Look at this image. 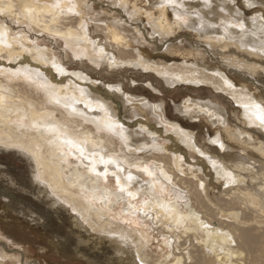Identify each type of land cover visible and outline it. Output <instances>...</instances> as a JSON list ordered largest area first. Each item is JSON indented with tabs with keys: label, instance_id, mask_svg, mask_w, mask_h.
<instances>
[{
	"label": "bare ground",
	"instance_id": "1",
	"mask_svg": "<svg viewBox=\"0 0 264 264\" xmlns=\"http://www.w3.org/2000/svg\"><path fill=\"white\" fill-rule=\"evenodd\" d=\"M148 1L147 8L138 7L140 0H122V6L133 3L131 15H146L158 48L142 29L128 30L114 17L99 21L92 35L84 18L94 10L86 0H0V148L21 150L33 163L34 181L54 206L75 214L77 225L122 244L118 264H242V246L256 242L250 220L264 225V0H244L259 14L254 21L233 0ZM9 18L62 39L74 57L96 68L143 69L156 90L162 85L153 73L170 88L212 87L228 96L227 107L219 97L192 95L175 106L183 117L208 123L207 144L198 146L196 125L165 114L161 99L117 84L101 88L82 68L61 64L40 38L12 34ZM199 36L249 57L243 70L254 79L204 59L161 55L160 42ZM122 110L133 114L132 127L144 137L138 145L131 144ZM232 110L241 118L230 123ZM121 203L132 228L111 218ZM137 218L157 227L166 257L149 253L153 226ZM1 248L15 253L4 243Z\"/></svg>",
	"mask_w": 264,
	"mask_h": 264
},
{
	"label": "rangeland",
	"instance_id": "2",
	"mask_svg": "<svg viewBox=\"0 0 264 264\" xmlns=\"http://www.w3.org/2000/svg\"><path fill=\"white\" fill-rule=\"evenodd\" d=\"M233 1L237 6H241L239 9H241L242 12H248V14L246 13L248 19L253 16L254 18L259 16L258 12H255V9L250 8L247 10L244 0ZM86 2L94 10V13L90 11V14H92L84 18L86 23L90 26L92 35L95 33V27L97 23H100L99 21L104 20L108 22L109 19L114 17L123 22L122 24L128 30H132L135 27L142 29L144 33L147 34L148 38H152L151 40H153L154 47H159V44H156L157 39L155 36L153 37V33L147 24L145 19L146 15H131L133 3L128 4V8H123L122 0H86ZM130 2H132V0H130ZM148 2V0H140L138 7L147 8ZM148 11H150V9ZM254 18H251V21H254ZM9 20L12 27V34H23L31 39L40 38V44L54 52L61 64L68 67L70 71L82 68L90 77L98 81L101 88H106L107 84H117L122 85L127 92L131 89L137 91V94L141 95L142 91L146 90L153 96L161 99L162 102L158 101L157 105L162 106L165 114L179 116L184 122L196 125L194 133L199 140L198 146L207 144L208 123L205 121L200 122V120H196L195 118L183 117L175 110V106L181 104L183 99L187 96L192 95L205 99L209 97H219V102H217L221 104L223 100V105L227 107L225 99H228V96L219 93L212 87L200 88L196 85L177 84L174 87L172 86L173 88H170V86L166 85L163 78L153 73L152 75L159 80L163 87L156 90L150 87L151 84L149 85V82L151 81L146 79V75L151 74L143 69L132 67L110 69L107 64H104L103 68H96L93 64H90L91 62L87 60V58L78 59L74 57L73 53H71L72 51L65 46L66 44L62 39L60 40L59 38H54L43 33H36L30 24H19L12 18H9ZM127 22H129V24H127ZM160 46L165 48L162 50L161 55L169 61L176 59L177 61L184 62L185 60L183 57H189L191 61H201L204 59L212 66L219 65L228 72L234 70L242 74L245 78L248 76L247 78L254 79L252 74L249 73V69L243 70L245 67L247 68L250 66L245 60H249V57L245 54H241L242 57L239 58L233 51L229 54L227 52L230 51H224L218 43H210L202 36L198 38L185 37L176 42L171 41L167 43L162 41L160 42ZM191 53L192 56L189 55ZM242 63H245L243 67H241L243 65ZM233 76H235L236 79L238 78L235 73ZM134 79L137 81L136 84ZM189 89H193V93L190 92ZM113 98L116 99V104H121L119 98ZM233 103L235 104L234 101ZM124 112L125 111L122 110L121 118L127 122V125L129 124V127H126L133 137L131 144L138 145L136 143L143 141L144 137L137 133V127H132V124L135 122L133 114L131 112L125 114ZM203 117L206 118V116ZM149 118L153 125L158 123V126L162 128L163 125L159 123V120L156 121L158 118L153 114H150ZM237 118H241V116L239 114L236 115L232 110L229 114L228 121L232 123V121H236ZM206 119L209 121L208 117ZM208 132L213 135V130H209ZM108 156H111V154ZM190 161L195 166L198 165L194 160ZM124 166L128 170H137L127 164H124ZM153 166H155V164H153ZM33 177V163L21 150L0 148V244L4 243L9 250L15 251L13 254H8L1 248L0 261L4 264H23V256H25L24 264H118L117 253L120 251L119 247L124 246L117 242L112 243L109 242V240L106 241V239H103V237L98 236L94 232H88L86 228L84 229L82 224L81 226L77 225L75 214H73L69 208L61 205L54 206V199L47 197L42 191L40 184L35 182ZM159 177H161L164 182L166 181L161 174H159ZM106 184L110 185L111 183L107 182ZM113 186L116 185L113 184ZM182 201L183 200L179 202L180 205L183 204ZM120 205L121 206H116L114 211H110L111 218L118 224H125L126 228H132V223L134 221L130 219L128 214L124 213L126 206L123 203ZM117 214H122L121 217H124L126 222H122V220L117 217ZM249 214L253 215L252 212ZM140 217L144 218L141 214ZM254 217L255 215H253L252 218ZM141 219L142 218H137L140 225L143 224V227H147V223H150V226L152 225L154 229V232L151 234L153 236L155 235V240L149 244V253L155 258L166 257L164 256L165 252L169 250L161 246L159 238L160 232L157 231V227L151 224V220L146 218ZM258 220L261 219L259 218ZM250 223L251 226L248 228L251 229V233L255 237L256 242L251 246L241 245L245 254L242 264H264V225L255 226V224H253V219L250 220ZM184 249H186V247H184ZM130 256L131 254L129 252L128 254H124L122 258L127 259ZM170 264H172V262H170Z\"/></svg>",
	"mask_w": 264,
	"mask_h": 264
},
{
	"label": "snow or ice",
	"instance_id": "3",
	"mask_svg": "<svg viewBox=\"0 0 264 264\" xmlns=\"http://www.w3.org/2000/svg\"><path fill=\"white\" fill-rule=\"evenodd\" d=\"M129 179H131V177H129ZM124 189H121V191H123Z\"/></svg>",
	"mask_w": 264,
	"mask_h": 264
}]
</instances>
